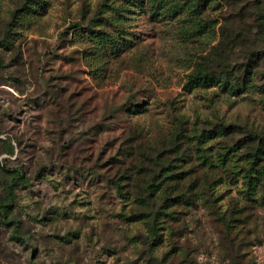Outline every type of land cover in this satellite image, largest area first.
<instances>
[{"label":"rangeland","instance_id":"rangeland-1","mask_svg":"<svg viewBox=\"0 0 264 264\" xmlns=\"http://www.w3.org/2000/svg\"><path fill=\"white\" fill-rule=\"evenodd\" d=\"M18 171L0 264H264V0H0Z\"/></svg>","mask_w":264,"mask_h":264},{"label":"trees","instance_id":"trees-1","mask_svg":"<svg viewBox=\"0 0 264 264\" xmlns=\"http://www.w3.org/2000/svg\"><path fill=\"white\" fill-rule=\"evenodd\" d=\"M185 4H183V6H173L172 9H176L177 7L179 8H183ZM23 12H25V9L23 10ZM12 20H17L18 16H17V12L12 14ZM221 84V80L218 78H215L213 76H209L208 74H206L201 67L199 69H197L195 71V73H193L192 75L189 76L187 83L185 84V91H192L193 89L197 88V87H208V86H212V85H219ZM222 86L224 87H228L230 89H235L236 86L229 83V82H223ZM226 130V128L224 129V131ZM8 153H11L10 151H8ZM14 175L12 176V180L9 186H7L6 192H5V199L0 202V216L2 218H5V216L8 213V210L13 206L14 203V194L12 191V187L15 186L16 184L19 183H23L25 182V179L22 175L21 171L15 172L13 173ZM177 178H179L180 176H176ZM250 182V181H249Z\"/></svg>","mask_w":264,"mask_h":264}]
</instances>
